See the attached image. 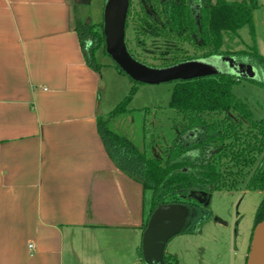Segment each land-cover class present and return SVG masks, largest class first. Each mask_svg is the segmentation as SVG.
Listing matches in <instances>:
<instances>
[{"label": "crops", "instance_id": "crops-1", "mask_svg": "<svg viewBox=\"0 0 264 264\" xmlns=\"http://www.w3.org/2000/svg\"><path fill=\"white\" fill-rule=\"evenodd\" d=\"M90 1L0 0V264H143L121 238L141 239L151 193L105 152L72 25Z\"/></svg>", "mask_w": 264, "mask_h": 264}, {"label": "trees", "instance_id": "trees-1", "mask_svg": "<svg viewBox=\"0 0 264 264\" xmlns=\"http://www.w3.org/2000/svg\"><path fill=\"white\" fill-rule=\"evenodd\" d=\"M137 5L134 10L130 0L125 24V30L132 25L136 45L142 48L144 39L149 38L177 46L158 51L152 57L158 63L143 64L162 69L212 57L234 58L259 72V80L244 81L264 90V57L254 45L248 52L221 51L225 36L239 39L238 32L245 26L253 35L252 12L259 7L256 0H138ZM73 28L85 64L99 72L101 66L94 56L101 48L105 54L102 23H86L76 16ZM181 46L189 47L190 54ZM241 81L221 73L176 82L169 107L183 124L172 145L163 151L154 142L139 151L131 139L118 135L109 126L125 115L133 90L112 112L97 117V131L109 159L119 171L151 193L149 215L159 205L183 204L193 208L197 215L186 232L197 231L209 214L204 207L191 202L189 195L208 196L220 190H233L253 169L245 188L262 194L254 227L264 220V121L253 120L247 104L234 96L232 88ZM138 254L141 257L140 250ZM164 261L177 264L173 256L164 255Z\"/></svg>", "mask_w": 264, "mask_h": 264}, {"label": "rangeland", "instance_id": "rangeland-1", "mask_svg": "<svg viewBox=\"0 0 264 264\" xmlns=\"http://www.w3.org/2000/svg\"><path fill=\"white\" fill-rule=\"evenodd\" d=\"M226 1L241 2L243 0ZM256 1L259 7L252 12L253 35L245 26L238 32L239 39L225 36L221 51L248 52L254 45L257 53L264 57V0ZM104 2L105 0H91L90 4L85 7L82 5L75 9L72 7V25L74 26V17L76 16L86 23H102ZM137 3L138 0H131L134 10L138 8ZM132 29V25L129 24L125 32V43L129 54L138 62L158 63V60L152 59L158 51L165 50L167 47L171 49L177 47L176 44L149 38L144 39L145 46L138 47ZM181 47L190 54L189 47ZM101 49L94 56L96 63L101 66L99 70V116L105 117L112 112L129 97L130 91L133 90L134 95L125 106V115L109 123L110 128L118 135L131 139L139 147L154 142L156 148L163 151L171 146L183 124L181 117L169 107L176 82L154 86L132 83L126 75L118 72L117 67ZM214 59L218 60V57L201 61L213 63ZM217 66L220 68V65ZM221 67L222 70H228L226 64ZM254 73L255 77L260 75L255 68ZM232 92L235 97L247 104L253 120L264 121V90L262 88L243 80L232 88ZM213 118L216 119L214 116ZM188 136L192 139V135ZM260 159L259 157L257 163ZM252 171L253 169L248 172L247 178L233 190L209 193L200 204L191 199V202L204 207L209 216L200 224L197 231L184 232L170 239L165 247L164 255L175 257L177 264H245L255 228L256 209L262 199L260 192L248 191L245 188ZM98 236H89V241L87 239L91 247L87 246L85 250L89 249V254L92 252L96 254L95 251L90 250L94 248L93 244L96 240H106L101 235ZM121 239L127 242L126 251L128 248V253L134 255L138 253L141 239L140 243L137 240L131 241L134 238H129V236H123ZM84 243H86L85 239L83 241L75 239V254L80 253L79 248H82ZM102 247H104L105 253L111 251L109 245L106 249L105 245H100L99 249L101 250ZM98 253H100L99 250Z\"/></svg>", "mask_w": 264, "mask_h": 264}, {"label": "water", "instance_id": "water-1", "mask_svg": "<svg viewBox=\"0 0 264 264\" xmlns=\"http://www.w3.org/2000/svg\"><path fill=\"white\" fill-rule=\"evenodd\" d=\"M130 0H105L102 12L104 52L114 65L132 82L142 85H159L189 81L216 74H232L237 79L259 80L254 68L235 61L234 58L218 57L228 70L201 60L187 61L168 68H152L133 59L125 43V24ZM205 194H190L188 199L201 203ZM196 211L183 204L159 205L148 217L141 235L140 251L143 264H165L164 250L170 239L184 233L196 218ZM264 241V220L255 226L246 264H257L258 250Z\"/></svg>", "mask_w": 264, "mask_h": 264}, {"label": "bare ground", "instance_id": "bare-ground-1", "mask_svg": "<svg viewBox=\"0 0 264 264\" xmlns=\"http://www.w3.org/2000/svg\"><path fill=\"white\" fill-rule=\"evenodd\" d=\"M257 264H264V241L261 243V246L258 250Z\"/></svg>", "mask_w": 264, "mask_h": 264}, {"label": "flooded vegetation", "instance_id": "flooded-vegetation-1", "mask_svg": "<svg viewBox=\"0 0 264 264\" xmlns=\"http://www.w3.org/2000/svg\"><path fill=\"white\" fill-rule=\"evenodd\" d=\"M105 3V2H104ZM75 8H76V6H74ZM78 7V6H77ZM85 20V19H84ZM125 32H126V30H125ZM215 61L213 62V64H215L216 66L217 65H220V67L223 65V63H221V62H219L218 60H216V59H214ZM219 67V66H218ZM222 68V67H221ZM225 68V67H224ZM189 138V137H188ZM249 252V251H248ZM246 261H247V258H246ZM245 264H246V262H245Z\"/></svg>", "mask_w": 264, "mask_h": 264}, {"label": "built area", "instance_id": "built-area-1", "mask_svg": "<svg viewBox=\"0 0 264 264\" xmlns=\"http://www.w3.org/2000/svg\"><path fill=\"white\" fill-rule=\"evenodd\" d=\"M30 248H31V246H30Z\"/></svg>", "mask_w": 264, "mask_h": 264}]
</instances>
